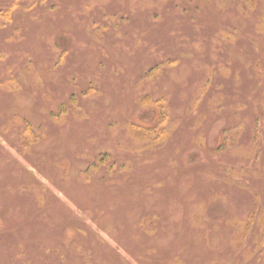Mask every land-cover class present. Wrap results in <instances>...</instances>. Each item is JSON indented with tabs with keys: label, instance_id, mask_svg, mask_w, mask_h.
<instances>
[{
	"label": "rangeland",
	"instance_id": "1",
	"mask_svg": "<svg viewBox=\"0 0 264 264\" xmlns=\"http://www.w3.org/2000/svg\"><path fill=\"white\" fill-rule=\"evenodd\" d=\"M74 250L264 264V0H0V264Z\"/></svg>",
	"mask_w": 264,
	"mask_h": 264
},
{
	"label": "trees",
	"instance_id": "2",
	"mask_svg": "<svg viewBox=\"0 0 264 264\" xmlns=\"http://www.w3.org/2000/svg\"><path fill=\"white\" fill-rule=\"evenodd\" d=\"M95 166V164L93 165V167ZM60 212V211H59ZM63 220H64V218H63ZM64 223H66L65 222V220H64ZM62 225H63V222H62ZM59 226V225H58ZM57 226V227H58ZM61 226V225H60ZM10 229H14V228H10ZM6 230H8V228L6 229ZM25 242V241H24ZM23 242V243H24ZM21 243H22V241H20V240H17L16 241V244H15V247H14V250H15V253H25V249H22V246H21ZM26 246H28V244L27 243H24ZM26 250H27V248H26ZM73 253H74V255H75V257L76 258H74V257H72L71 258V260H69L68 261V264H92L93 262H92V259H91V257H90V255L89 254H86V259L88 260L86 263H81V260H82V254H80V252H78V251H73ZM19 257L21 258V260H22V263L21 264H30V258H24L23 257V255H21V254H19ZM18 257V258H19ZM18 258L16 259V263H17V260H18ZM24 259H26V261H28V263L26 262V261H24ZM75 259H77V260H75ZM48 261H50V264H52L53 262L49 259ZM77 261V262H76ZM76 262V263H75ZM54 264V263H53ZM61 264V263H60Z\"/></svg>",
	"mask_w": 264,
	"mask_h": 264
}]
</instances>
